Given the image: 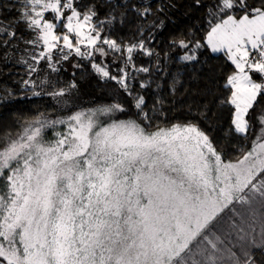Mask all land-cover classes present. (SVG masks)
Listing matches in <instances>:
<instances>
[{
    "label": "snow or ice",
    "instance_id": "snow-or-ice-1",
    "mask_svg": "<svg viewBox=\"0 0 264 264\" xmlns=\"http://www.w3.org/2000/svg\"><path fill=\"white\" fill-rule=\"evenodd\" d=\"M3 9L17 12L0 19L4 57L24 44L23 85L33 97L50 95L59 114L37 112L0 132V264H264V108L254 111L264 100V0H211L204 37L168 46L206 47L234 66L220 100L242 141L231 160L198 123L161 126V110H145L134 95L137 74L151 71L136 60L159 58L142 28L137 39H114L105 34L112 19L100 21L80 0H0ZM73 58V69L86 62L131 98L133 115L119 118L129 109L118 102L69 107L75 79L57 88L50 77Z\"/></svg>",
    "mask_w": 264,
    "mask_h": 264
},
{
    "label": "trees",
    "instance_id": "trees-1",
    "mask_svg": "<svg viewBox=\"0 0 264 264\" xmlns=\"http://www.w3.org/2000/svg\"><path fill=\"white\" fill-rule=\"evenodd\" d=\"M11 2L13 0H3L4 4ZM80 3L84 7L94 4L100 21L107 22L109 18L112 19L113 22L105 29L106 35L127 42L137 39L142 28L148 46L159 53V58L145 56L136 60L138 66L150 67L151 71L147 74L138 73L133 81V93L144 97L145 110H151L153 105L161 110L162 115L155 123L161 126L188 121L198 123L216 146L223 150L225 159H234L237 153L234 145L242 141L237 140L234 133H229L232 127L231 113L228 106L220 104V100L228 95L224 84L227 75L233 70V65L224 54H212L206 47L191 51L197 57L192 62L180 59L183 55H191L190 51L168 47L174 38L190 35L200 40L204 37L207 28V5L211 0H199V4L197 0H80ZM145 7L151 9V15L139 16L137 10L143 11ZM160 8L163 11H159ZM16 15L15 10H0V19L3 20H10ZM160 21H163L162 26L152 27L154 24L159 25ZM17 32L29 38L23 31V25L17 28ZM24 47L20 43L19 49H13L7 58L3 55L4 50L0 49V132H15L19 123L37 112L44 111L53 117L59 114L50 95L33 97L31 90L24 87L23 80L28 73L26 66L17 62L23 55L21 50ZM75 62V58L70 60L71 64ZM81 63H84L83 69L65 68L67 70H61L55 79L51 76L57 88L65 87L73 79L78 84V89L71 95L78 104L69 107L88 109L118 102L129 109L128 113L121 114L119 118L133 115L131 98L117 91L114 83L103 82L94 75L86 62ZM115 68L113 65V74ZM74 71L75 77L72 75ZM141 82H145L147 87L142 89ZM52 90L50 86L45 89L47 92ZM259 104L254 110L255 113L264 108V100ZM252 123L254 132H258L255 114ZM253 251L256 252L259 262V250Z\"/></svg>",
    "mask_w": 264,
    "mask_h": 264
},
{
    "label": "rangeland",
    "instance_id": "rangeland-1",
    "mask_svg": "<svg viewBox=\"0 0 264 264\" xmlns=\"http://www.w3.org/2000/svg\"><path fill=\"white\" fill-rule=\"evenodd\" d=\"M208 49H209V48H208ZM209 51H210L212 54H224V53H213V52L211 51V49H209ZM190 53H191V55H194L193 52H190ZM226 58H227V57H226ZM229 62H230V61H229ZM230 63H231V62H230ZM22 65H23V64H22ZM23 66H25V65H23ZM233 67H234V66H233ZM64 68H69V69L73 70V67H72V64L70 63V61L65 62V64H64ZM46 75H47V74H46L45 72H41V73H40V76L37 77L36 83L39 84V83H40V79L44 78ZM52 76H53V79H55V77H56L57 75H56V74H53ZM27 78H28V75H27V77H26L25 79H27ZM32 79L35 80V76H33ZM50 79H51V77H50ZM38 88H39V87H38ZM36 91H41V89L39 88V89L36 90ZM30 94H32L31 91H30ZM68 103H69L70 106H73V104H75V105L78 104L77 102H75V99H74L73 97H71V96L68 98Z\"/></svg>",
    "mask_w": 264,
    "mask_h": 264
}]
</instances>
